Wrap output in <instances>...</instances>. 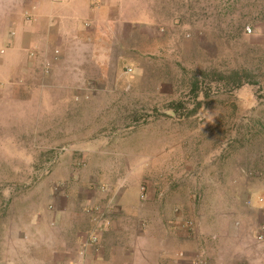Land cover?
Listing matches in <instances>:
<instances>
[{
	"label": "rangeland",
	"instance_id": "1",
	"mask_svg": "<svg viewBox=\"0 0 264 264\" xmlns=\"http://www.w3.org/2000/svg\"><path fill=\"white\" fill-rule=\"evenodd\" d=\"M99 18V60L60 63L53 100L26 80L5 102L0 66V264L74 224L115 221L122 241L109 201L126 189L264 195V0H102Z\"/></svg>",
	"mask_w": 264,
	"mask_h": 264
},
{
	"label": "crops",
	"instance_id": "2",
	"mask_svg": "<svg viewBox=\"0 0 264 264\" xmlns=\"http://www.w3.org/2000/svg\"><path fill=\"white\" fill-rule=\"evenodd\" d=\"M16 3L17 7L11 6L0 17V66L6 69L2 85L10 87L4 89V95L9 94L4 100L20 105L19 94L27 81L40 85L45 99L53 100L54 87L63 82H58L56 74L60 63H78L73 68L81 73L90 71L91 62L99 60L102 36L89 23L101 21L102 0ZM169 182L175 183L159 193L149 189L142 197L137 190L126 189L113 197L110 212L124 215L120 223L124 237L122 241L109 237L117 228L113 221L102 231L100 244L87 263L191 264L193 258L204 255L211 264H264L263 194L233 185L225 191L205 189L188 194L179 180ZM72 230L76 237L71 243L61 233L43 244L24 241L18 254H10L4 263L72 264L88 237L76 224Z\"/></svg>",
	"mask_w": 264,
	"mask_h": 264
},
{
	"label": "built area",
	"instance_id": "3",
	"mask_svg": "<svg viewBox=\"0 0 264 264\" xmlns=\"http://www.w3.org/2000/svg\"><path fill=\"white\" fill-rule=\"evenodd\" d=\"M247 31L252 32V28L247 27ZM104 215H105V213L102 215V219L106 220ZM97 221L99 224L101 222L100 218L97 219ZM109 223H110V221H107V224H109ZM188 225L190 226L191 224L188 223ZM99 244H100V235H98V232L95 229L92 232H90V235H88L87 239L82 244V246L79 249L78 254H77L78 258L76 260H74L72 262V264H88L87 263L88 256L91 254L93 249L98 248ZM191 264H210V263L208 261V258L206 256L202 255V256H198L196 258H193L191 260Z\"/></svg>",
	"mask_w": 264,
	"mask_h": 264
}]
</instances>
